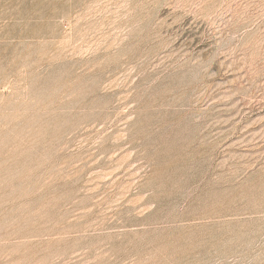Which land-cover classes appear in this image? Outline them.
Segmentation results:
<instances>
[{"label": "rangeland", "instance_id": "1", "mask_svg": "<svg viewBox=\"0 0 264 264\" xmlns=\"http://www.w3.org/2000/svg\"><path fill=\"white\" fill-rule=\"evenodd\" d=\"M0 264H264V0H0Z\"/></svg>", "mask_w": 264, "mask_h": 264}]
</instances>
